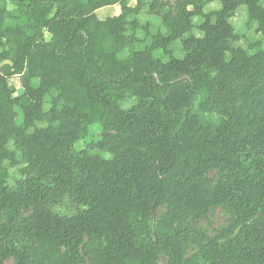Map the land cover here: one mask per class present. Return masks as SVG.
<instances>
[{
  "label": "trees",
  "instance_id": "trees-1",
  "mask_svg": "<svg viewBox=\"0 0 264 264\" xmlns=\"http://www.w3.org/2000/svg\"><path fill=\"white\" fill-rule=\"evenodd\" d=\"M214 1L155 26L146 0H0V164L22 165L0 168V264H264V49L231 21L246 6L264 32V4ZM220 205L228 228L185 223Z\"/></svg>",
  "mask_w": 264,
  "mask_h": 264
},
{
  "label": "rangeland",
  "instance_id": "rangeland-1",
  "mask_svg": "<svg viewBox=\"0 0 264 264\" xmlns=\"http://www.w3.org/2000/svg\"><path fill=\"white\" fill-rule=\"evenodd\" d=\"M264 4V0H261ZM146 7L139 15L141 22H151L155 26H162L164 17L172 18L175 16V11L177 8V0H146ZM135 4V1H132V5ZM221 8L220 1H214L206 6L205 11L210 13L216 12ZM121 12V6L116 4L114 6L104 7L100 9L97 13L100 18H106L119 14ZM203 21L202 17H197L195 22L200 24ZM231 21L235 26L236 32L239 35L238 44L247 48L250 52H255L258 49H264V32H258L255 24L251 23L248 19V11L246 6H240L239 9L233 14ZM193 32L197 35H202L201 31L195 27ZM181 41L177 40L173 43V47L176 49V55L181 57L183 52L180 49ZM157 56H164L162 51L156 53ZM10 83L15 85L17 88H21L20 77L16 76L10 79ZM133 102V99L127 95H123L121 99V104L123 106H128ZM19 114V121L21 119V111L16 110ZM102 130L99 127H94L90 130L86 139L77 143V148L88 147L93 139H97L101 136ZM11 147V146H10ZM11 149H13L11 147ZM19 155L17 152L13 153L6 157L4 161L0 164V168H6L5 179L9 183H14L15 178L20 177V168L19 164ZM214 174V173H213ZM212 174V175H213ZM67 202L59 203L55 205H50L54 210L58 212H65L69 210ZM166 211L165 208L160 209L159 215L163 214ZM234 220V214L232 209L228 206L220 205L214 207L208 214L201 220L194 218H188L185 223L192 225L201 231H204L210 235H214V230L216 229H225L228 228ZM198 250L197 244L193 242H187L186 244V258H191L196 251ZM159 261L161 264H164L165 259L162 254L158 255ZM5 264H15L13 258L7 259Z\"/></svg>",
  "mask_w": 264,
  "mask_h": 264
}]
</instances>
